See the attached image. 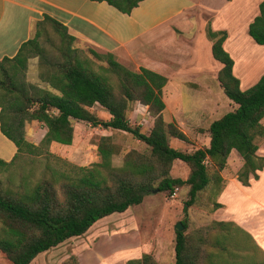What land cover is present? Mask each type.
I'll list each match as a JSON object with an SVG mask.
<instances>
[{
    "label": "trees",
    "instance_id": "obj_1",
    "mask_svg": "<svg viewBox=\"0 0 264 264\" xmlns=\"http://www.w3.org/2000/svg\"><path fill=\"white\" fill-rule=\"evenodd\" d=\"M107 2L122 13L130 14L144 0H94ZM231 1V0H228ZM51 24L61 35V60L51 59L41 37ZM248 34L264 46V0L259 14L248 25ZM212 41V55L222 65L218 81L224 94L236 108L214 120L209 127L210 142L206 147L184 152L170 145L169 137L185 142L187 135L176 122H166L163 112L165 75L141 66L138 71L123 65L113 52L93 53L107 62L98 69L82 61L72 44L77 38L67 25L45 14L37 23L36 34L24 42L13 57L0 59V131L17 148L12 160L0 158V167L10 166L20 154L41 156L51 143L70 145L73 142V120L92 126L117 129L130 133L147 145V150L130 149L123 164L115 166L113 157L120 153L111 136H101L97 145L99 161L78 166L57 158V165L48 161L44 175L35 183L23 175L20 189L3 187L0 183V251L11 264H30L40 253L69 238L85 234L97 221L114 213H123L143 202L155 190L173 195L184 185L189 186L188 206L213 180L222 189L226 168L233 150L242 157L237 179L250 185L264 169V156L258 153V138L264 137V74L246 90L234 73L235 60L226 50V30L205 26ZM39 58V77L57 92L43 88L28 79L29 59ZM148 106L154 117L149 133L133 125L128 111L134 102ZM100 105L110 114L101 119L92 111ZM40 123L46 133L39 144L26 138V126ZM175 160L185 162L190 172L186 179L172 177ZM59 165V166H58ZM214 209L222 205L214 202ZM185 228L187 224L182 221ZM194 236L175 232V264H264V250L253 235L231 221L214 220ZM245 235L254 249L243 247L239 237ZM232 247L241 252L231 259L225 252ZM246 248V249H244ZM63 264H77L75 257ZM126 264H160L151 253L131 258Z\"/></svg>",
    "mask_w": 264,
    "mask_h": 264
},
{
    "label": "rangeland",
    "instance_id": "obj_2",
    "mask_svg": "<svg viewBox=\"0 0 264 264\" xmlns=\"http://www.w3.org/2000/svg\"><path fill=\"white\" fill-rule=\"evenodd\" d=\"M261 1L185 0L184 3H187L190 9L184 11L169 24L172 34L177 38L180 37L179 39L169 41L168 45L170 46L168 47H164L157 41H152L146 45V49L143 50L144 57L140 60L121 59L116 56L123 65L132 70L138 71L140 66L150 69L158 68L156 70L167 77L168 82L163 86V99L166 104L163 117L166 122H176L177 126L189 138V141L185 142L169 137L171 146L184 152H193L197 148L206 147L210 142V124L236 108V104L224 94L222 87L219 86L218 73L222 65L212 60L210 48L207 47V43L211 42L205 29L207 22H210V27L213 30L220 28L219 30L228 32L224 46L235 60L234 73L239 77L242 89L246 90L249 86L257 83L264 74L263 70L257 77L250 78L245 73V61L243 65L240 64V59L245 51L248 62L256 57H261L264 63V46L257 44L250 37L247 28L259 14ZM143 4L151 7L155 6L157 1L146 0ZM156 7L158 6L151 9L154 10ZM47 26L46 32L41 37L42 43L50 51L51 59L61 60L62 58L56 57L60 56L61 35L51 24ZM191 37H193V47L184 44V40ZM72 47L77 50L79 58L88 63L90 67L98 69L101 65L107 66V62L98 58L93 50L101 54L107 51L105 52L99 47L94 49L81 39L75 40ZM172 49H175L173 52L175 54L171 55ZM182 52L185 54V58L187 53L192 54V57L184 59L182 55L180 56ZM197 55H200L204 64L208 65V71H212L211 62H216L212 72L191 73L190 70H185L189 68V65L177 64V61L195 60ZM32 58L38 60L39 72V58L37 56ZM171 59L175 60L177 66H172ZM157 65L160 66L157 67ZM43 83L46 88L57 92L49 84ZM92 111L101 119L110 118V114L100 105H95ZM128 118L131 124L139 125L145 133H149L154 124V117L150 114L148 106L139 101L131 105ZM262 122L264 124V119ZM72 124L74 137L70 145L51 143L39 157L20 154L10 166L0 167L1 185L4 188L20 189L22 176L26 174H32L31 179H26L30 183H35L43 176H47V174L44 175V165L50 161L56 166L57 158L65 159L78 166H89L98 162L96 143L101 136H111L115 144L120 147V153L113 157L115 166L123 164V156L126 151L130 149L147 150L145 143L138 141L128 132L111 128L105 129L100 126L94 127L86 121L73 120ZM43 129L45 128L38 122L33 121L28 124L29 139L41 141ZM257 142L258 153L264 156V137L258 138ZM238 155L239 153L234 150L229 156L228 164L221 172L224 181L228 178H237V173L243 164ZM189 172L190 168L185 162L175 160L170 175L186 179ZM250 185H245V189H248L247 186ZM216 189L217 185L213 180L205 190L198 194L196 202L190 206L185 204L189 199V186L184 185L178 188L171 196L166 192L155 190L147 194L139 205L132 206L123 213H114L97 221L85 234L69 238L58 246L40 253L30 264H63L68 260H73V257L76 258L77 264H126L128 257H138L143 253L153 254L160 264H175L176 224L179 221H185L187 224V228L184 227L185 233H190L193 236L201 234L200 229L210 225L216 217L213 205L216 201ZM248 191L251 192V190ZM244 193L247 196V193ZM243 196L242 192H238L233 199L236 200ZM248 208L252 209V205L247 206L245 210ZM239 238V243L243 247L254 249L253 242L245 235H241ZM256 238L262 240L261 235ZM227 244L232 252L226 251L227 256L232 259L240 255L241 252L236 247ZM0 264H11L1 251Z\"/></svg>",
    "mask_w": 264,
    "mask_h": 264
},
{
    "label": "crops",
    "instance_id": "obj_3",
    "mask_svg": "<svg viewBox=\"0 0 264 264\" xmlns=\"http://www.w3.org/2000/svg\"><path fill=\"white\" fill-rule=\"evenodd\" d=\"M145 1L141 2L130 14H125L105 1L0 0V59L5 56H15L20 46L35 36L37 23L43 19L45 14L63 22L77 40L81 39L94 49L99 47L105 52H113L121 59H143V50L152 41H157L164 47H168L170 46L168 45L169 41H176L180 38L172 34L169 24L184 11L190 9L188 4L184 3L185 0H156L155 6L158 7L154 10L151 8L155 6H145L143 4ZM157 13L163 16H159ZM215 29L219 30L220 28ZM192 42L193 37L184 40L185 45L193 47ZM207 44L212 54V41ZM138 51H140L139 54H137ZM174 51L175 49H172L170 54H175ZM181 55L184 59L192 57V54L189 53L186 58L183 52ZM212 58L213 61L218 62L214 57ZM213 61L211 62L212 71L216 63ZM170 63L174 67L175 60L171 59ZM177 64L189 65V68L185 70H190L191 73L212 72L208 71V65L204 64L200 55H197L195 60L177 61ZM159 66L157 65V67ZM156 69L158 68L152 70L161 73ZM28 79L32 83L46 88L39 78L38 60L36 61L35 58L29 59ZM27 126L26 138L30 141ZM45 133L46 129H43V136ZM39 141L31 140L34 144H38ZM16 153L17 148L14 143L0 131V158L10 161ZM238 156L242 162L240 154ZM258 175L259 179H251L252 184L247 186L248 189H245V185L241 184L236 177L228 178L223 182L222 189L216 196V202L222 206L214 210L216 216L214 220L231 221L238 224L251 233L264 250V169L258 171ZM238 192H242L244 196L234 200L233 197ZM244 192L247 193V196ZM225 196L226 198H224ZM251 205L252 209L245 210L247 206ZM258 235H261V241L256 238ZM139 257L141 255L128 257L127 260Z\"/></svg>",
    "mask_w": 264,
    "mask_h": 264
},
{
    "label": "bare ground",
    "instance_id": "obj_4",
    "mask_svg": "<svg viewBox=\"0 0 264 264\" xmlns=\"http://www.w3.org/2000/svg\"><path fill=\"white\" fill-rule=\"evenodd\" d=\"M238 49H239V47H238ZM240 61H241V63H240L241 65H243V62L245 61V64H246L245 65V73L247 76L249 75L250 78L257 77V75L260 74V72H262L264 70V63H263L262 58L256 57V59H252L248 62V60L246 59V51L243 52L242 58L240 59Z\"/></svg>",
    "mask_w": 264,
    "mask_h": 264
},
{
    "label": "water",
    "instance_id": "obj_5",
    "mask_svg": "<svg viewBox=\"0 0 264 264\" xmlns=\"http://www.w3.org/2000/svg\"><path fill=\"white\" fill-rule=\"evenodd\" d=\"M156 191H158V190H156ZM176 229H177L178 231H183V230H184V225H183L182 221H179V222L176 224Z\"/></svg>",
    "mask_w": 264,
    "mask_h": 264
}]
</instances>
